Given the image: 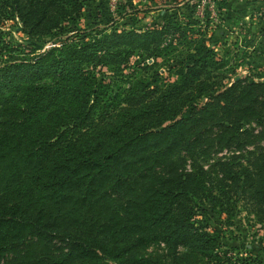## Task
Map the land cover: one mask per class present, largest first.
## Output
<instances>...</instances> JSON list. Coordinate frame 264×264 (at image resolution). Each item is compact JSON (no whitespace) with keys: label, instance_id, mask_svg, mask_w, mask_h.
Wrapping results in <instances>:
<instances>
[{"label":"trees","instance_id":"obj_1","mask_svg":"<svg viewBox=\"0 0 264 264\" xmlns=\"http://www.w3.org/2000/svg\"><path fill=\"white\" fill-rule=\"evenodd\" d=\"M84 1L0 0V21L18 17L36 42L0 63V262L160 264L135 254L155 242L215 258L222 241L193 221L206 199L229 211L212 169L264 196V154L201 161L264 138L245 128L264 117V82H226L210 20L181 0L129 12L177 13L159 24L68 34ZM48 39L62 40L38 52Z\"/></svg>","mask_w":264,"mask_h":264},{"label":"rangeland","instance_id":"obj_2","mask_svg":"<svg viewBox=\"0 0 264 264\" xmlns=\"http://www.w3.org/2000/svg\"><path fill=\"white\" fill-rule=\"evenodd\" d=\"M149 0H85L81 12L69 19L68 24L74 31L68 34L83 35L86 31L105 29L107 32L115 28L145 27L150 24H159L168 16L177 13L168 11L160 15V8L149 13L141 12L131 15L132 7H144ZM181 12L192 16L202 23L210 20L215 36L213 45L220 56L229 62L228 78L226 82L233 83L239 80L264 82V0H181ZM165 13V12H162ZM161 13V14H162ZM209 18V19H208ZM22 24L18 17L0 21V63L11 60L9 54L24 58L25 51L32 48L35 41L21 31ZM211 31V32H212ZM48 39L42 43L43 51L53 43ZM31 42V46H27ZM33 42V43H32ZM40 46V43L38 42ZM3 46L5 58L1 47ZM20 52V53H19ZM28 56H31L30 54ZM143 61L139 55L132 57L137 64ZM149 62H152L149 59ZM162 67L161 70H164ZM26 72H16V76L23 81ZM28 76L30 75L27 74ZM51 75L46 74L36 80H48ZM23 84V83H22ZM264 125V117L245 122V128L260 131ZM264 154V138L257 143L244 146L242 149L215 148L210 157L201 163L205 168L212 167L218 160L230 162H247L251 153ZM237 157V158H236ZM205 160H208L204 162ZM190 160L186 170H190ZM218 169V168H217ZM217 170L212 169V177L207 188L219 193L227 192L224 208L229 211L221 212L208 200L199 201L193 221L200 231H206L217 236L222 241L216 250L215 258L186 246H180L174 254L164 243L155 242L140 248L135 254L145 255L159 261L160 264H264V196L256 195L254 190L246 189L243 176L235 183L222 180ZM229 198V199H228ZM6 261H1L0 264Z\"/></svg>","mask_w":264,"mask_h":264}]
</instances>
